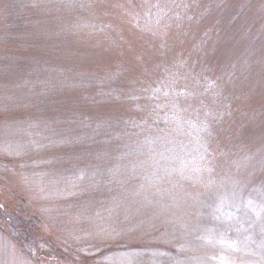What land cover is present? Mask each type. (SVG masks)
I'll return each mask as SVG.
<instances>
[{
    "label": "rangeland",
    "instance_id": "374dc122",
    "mask_svg": "<svg viewBox=\"0 0 264 264\" xmlns=\"http://www.w3.org/2000/svg\"><path fill=\"white\" fill-rule=\"evenodd\" d=\"M0 264H264V0H0Z\"/></svg>",
    "mask_w": 264,
    "mask_h": 264
}]
</instances>
